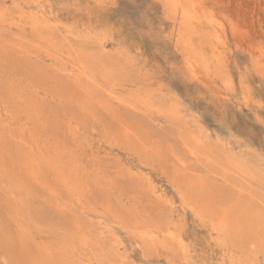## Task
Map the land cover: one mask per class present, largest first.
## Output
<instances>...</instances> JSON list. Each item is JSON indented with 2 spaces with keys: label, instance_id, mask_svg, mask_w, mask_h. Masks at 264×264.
I'll use <instances>...</instances> for the list:
<instances>
[{
  "label": "rangeland",
  "instance_id": "1",
  "mask_svg": "<svg viewBox=\"0 0 264 264\" xmlns=\"http://www.w3.org/2000/svg\"><path fill=\"white\" fill-rule=\"evenodd\" d=\"M184 5L0 0V264H264V0Z\"/></svg>",
  "mask_w": 264,
  "mask_h": 264
},
{
  "label": "bare ground",
  "instance_id": "2",
  "mask_svg": "<svg viewBox=\"0 0 264 264\" xmlns=\"http://www.w3.org/2000/svg\"><path fill=\"white\" fill-rule=\"evenodd\" d=\"M189 0H164V3H165V5L168 7V8H170V10L173 12V14H177V15H179L180 14V19L181 20H187L186 18H191V14L189 13V11L187 10V8H186V6L184 5V3H186V2H188ZM211 24V28H212V30H211V34H213V36L214 37H216V38H218L219 37V35L217 34L218 33V30H217V27H216V24L214 25L213 23H210ZM9 33V32H8ZM63 34V33H62ZM42 45V44H41ZM218 46V45H217ZM49 48V47H48ZM219 48V47H218ZM212 49H213V51H216V46H213L212 47ZM40 52V51H39ZM69 54V53H68ZM75 54H77V53H75ZM81 54V53H80ZM196 65V64H195ZM68 66V65H67ZM186 67L189 69V71H191V72H193L194 71V69H193V63H192V61L191 60H189V59H187L186 60ZM91 75V74H90ZM89 76V75H88ZM93 77V76H92ZM90 80H91V78H90ZM97 84V83H96ZM206 85V84H205ZM110 86V85H109ZM111 88V87H110ZM67 93V92H66ZM63 94V93H62ZM46 96V95H45ZM23 97V96H22ZM56 97V96H55ZM18 105H19V103H18ZM18 109V108H17ZM30 109V108H29ZM140 112V111H139ZM18 113V112H17ZM35 114H37V113H35ZM17 126V125H16ZM31 126V125H30ZM35 126V125H34ZM47 127V126H46ZM41 132V131H40ZM45 136H46V134H45ZM220 159V158H219ZM61 165V164H60ZM201 171V170H200ZM47 176V175H46ZM239 177V176H238ZM263 190V189H262ZM4 197H6V196H4ZM9 198V197H8ZM32 199V198H31ZM217 199V198H216ZM59 201V200H58ZM162 201V200H161ZM186 202H187V200H186ZM209 202V201H208ZM65 204V203H64ZM167 204V203H166ZM216 206V205H215ZM52 210H54V209H52ZM220 226V225H219ZM216 227V226H215ZM222 230V229H221ZM88 232H90V231H88ZM167 232V231H166ZM234 233H235V231H234ZM81 234V233H80ZM229 234H231V233H229ZM218 235V234H217ZM152 236H153V234H152ZM156 236V235H155ZM31 239V238H30ZM146 240V239H145ZM144 240V241H145ZM157 240V239H156ZM170 240H171V238H170ZM182 240V239H181ZM218 240V239H217ZM30 241V240H29ZM151 241V240H150ZM33 242V241H32ZM174 242V241H173ZM227 242V241H226ZM74 244V243H73ZM151 245H152V243H150ZM169 244H171L170 242H169ZM179 244V243H178ZM212 245V244H211ZM33 246V245H32ZM172 246V245H171ZM173 247V246H172ZM68 248V247H67ZM186 248V247H185ZM188 249H189V247H188ZM35 250V249H34ZM37 250V249H36ZM86 250V249H85ZM80 251V250H79ZM84 251V250H83ZM185 251V250H184ZM60 252V251H59ZM66 254V253H65ZM64 254V255H65ZM42 256V255H41ZM44 256H45V254H44ZM68 257V256H67ZM66 257V258H67ZM177 258V257H176ZM71 260V259H70ZM189 260V259H188ZM237 261V260H236ZM71 262H72V260H71ZM184 263V262H183ZM60 264V263H59Z\"/></svg>",
  "mask_w": 264,
  "mask_h": 264
}]
</instances>
